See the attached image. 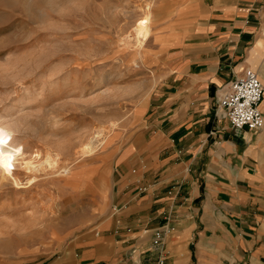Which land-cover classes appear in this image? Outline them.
Segmentation results:
<instances>
[{"label": "rangeland", "instance_id": "1", "mask_svg": "<svg viewBox=\"0 0 264 264\" xmlns=\"http://www.w3.org/2000/svg\"><path fill=\"white\" fill-rule=\"evenodd\" d=\"M184 2L0 0V124L12 126V148L23 153L10 180L0 176V264H56L97 235L118 175L115 153L138 128L164 66L155 32ZM144 14L150 35L139 47L133 28ZM48 154L53 169L42 164Z\"/></svg>", "mask_w": 264, "mask_h": 264}, {"label": "crops", "instance_id": "2", "mask_svg": "<svg viewBox=\"0 0 264 264\" xmlns=\"http://www.w3.org/2000/svg\"><path fill=\"white\" fill-rule=\"evenodd\" d=\"M184 1L155 32L164 66L115 153L110 211L56 264H155L157 230L165 264H264V125L232 129L217 110L245 70L264 85V0Z\"/></svg>", "mask_w": 264, "mask_h": 264}, {"label": "built area", "instance_id": "3", "mask_svg": "<svg viewBox=\"0 0 264 264\" xmlns=\"http://www.w3.org/2000/svg\"><path fill=\"white\" fill-rule=\"evenodd\" d=\"M263 95L264 85L253 71L247 69L221 90L217 110H221L222 117L232 129L259 131L264 125V114L259 109ZM164 233L162 230L153 233L152 249L157 254L156 264H165Z\"/></svg>", "mask_w": 264, "mask_h": 264}, {"label": "bare ground", "instance_id": "4", "mask_svg": "<svg viewBox=\"0 0 264 264\" xmlns=\"http://www.w3.org/2000/svg\"><path fill=\"white\" fill-rule=\"evenodd\" d=\"M149 21L147 15L144 14L143 17L136 20L135 26L133 28V38L135 39V44L137 46H142L145 42L149 39ZM12 130L11 125H1L0 124V140L4 141V143L0 144V176L2 179L10 180V170L12 169V163L18 157L23 155L19 149L12 148V141L10 140L9 133ZM98 135H96V140L90 141L84 144L81 148V152L83 154H90L93 150L97 147L98 143L100 142L97 140ZM38 152L34 151L33 159L37 158ZM45 159H43L42 164L46 168H55L56 157L51 155H45ZM21 159V158H20ZM32 160V158H31ZM41 161V160H40ZM25 169L28 171L35 170L36 166L33 165V161H26L25 162ZM71 170V169H69ZM61 171V170H60ZM61 173L65 174L68 173V170H62ZM67 177V176H65ZM13 184L15 183L14 179H11Z\"/></svg>", "mask_w": 264, "mask_h": 264}, {"label": "snow or ice", "instance_id": "5", "mask_svg": "<svg viewBox=\"0 0 264 264\" xmlns=\"http://www.w3.org/2000/svg\"><path fill=\"white\" fill-rule=\"evenodd\" d=\"M4 143V141L0 140V144Z\"/></svg>", "mask_w": 264, "mask_h": 264}]
</instances>
